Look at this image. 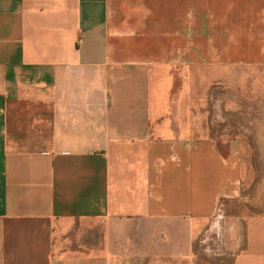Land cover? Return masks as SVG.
<instances>
[{"label": "crops", "instance_id": "0c3cea01", "mask_svg": "<svg viewBox=\"0 0 264 264\" xmlns=\"http://www.w3.org/2000/svg\"><path fill=\"white\" fill-rule=\"evenodd\" d=\"M0 264H264V0H0Z\"/></svg>", "mask_w": 264, "mask_h": 264}, {"label": "rangeland", "instance_id": "374dc122", "mask_svg": "<svg viewBox=\"0 0 264 264\" xmlns=\"http://www.w3.org/2000/svg\"><path fill=\"white\" fill-rule=\"evenodd\" d=\"M213 80H214V86L212 88V103H213V115L219 119L220 116V110H219V102H220V75L221 71L219 67H212L211 69ZM210 100V99H209ZM210 102V101H209ZM214 118V120H198L197 121V127L204 129V127L209 126L212 128L214 134H218L220 132V120H217Z\"/></svg>", "mask_w": 264, "mask_h": 264}]
</instances>
